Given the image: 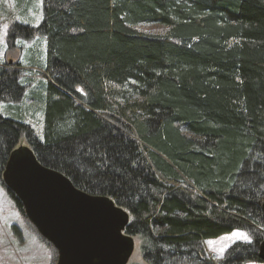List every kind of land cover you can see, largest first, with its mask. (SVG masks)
Listing matches in <instances>:
<instances>
[{
  "label": "trees",
  "instance_id": "1",
  "mask_svg": "<svg viewBox=\"0 0 264 264\" xmlns=\"http://www.w3.org/2000/svg\"><path fill=\"white\" fill-rule=\"evenodd\" d=\"M41 10L39 25L8 35L10 46L43 40L24 57L38 68L26 78L40 76L31 96L22 64L0 66V180L17 208L3 174L25 138L43 166L129 214L124 233L145 264H209L202 243L235 230L250 240L220 264L264 263V0H42ZM26 98L41 108L37 130Z\"/></svg>",
  "mask_w": 264,
  "mask_h": 264
},
{
  "label": "water",
  "instance_id": "2",
  "mask_svg": "<svg viewBox=\"0 0 264 264\" xmlns=\"http://www.w3.org/2000/svg\"><path fill=\"white\" fill-rule=\"evenodd\" d=\"M3 179L58 251L57 264H128L135 247L124 233L129 214L114 201L76 188L63 173L43 166L27 146L14 151ZM259 257L264 262V242Z\"/></svg>",
  "mask_w": 264,
  "mask_h": 264
},
{
  "label": "rangeland",
  "instance_id": "3",
  "mask_svg": "<svg viewBox=\"0 0 264 264\" xmlns=\"http://www.w3.org/2000/svg\"><path fill=\"white\" fill-rule=\"evenodd\" d=\"M41 7L42 0H0V65L22 64L13 67L21 70L23 78L29 75L28 72L34 73L38 70V68L23 65L25 54H28L32 48H36L37 51L43 50L44 43L39 35H35L28 41L17 38L10 46L8 44L9 30L15 23L39 25L42 19ZM139 28L156 32L160 30L161 26L143 24ZM37 75L39 74L37 73ZM39 80L40 76L24 79L28 97L31 96L30 91L38 85ZM19 105L23 109H28L25 113L27 119L36 130L39 129L42 117L39 104L35 100L26 98ZM20 144L28 146L25 138L20 140ZM13 226L20 230V235L14 231ZM244 235H247L248 239H244ZM134 239L135 247L128 264H145L140 251V242L138 238ZM249 240V235L241 230L205 240L202 245L207 263L220 264L231 245L237 241ZM57 261L58 251L56 248L38 232L25 213L17 208L0 180V264H57ZM246 264L264 263L250 262Z\"/></svg>",
  "mask_w": 264,
  "mask_h": 264
},
{
  "label": "snow or ice",
  "instance_id": "4",
  "mask_svg": "<svg viewBox=\"0 0 264 264\" xmlns=\"http://www.w3.org/2000/svg\"><path fill=\"white\" fill-rule=\"evenodd\" d=\"M243 238H244V239H248L247 235H244ZM221 251H223V249H221Z\"/></svg>",
  "mask_w": 264,
  "mask_h": 264
},
{
  "label": "bare ground",
  "instance_id": "5",
  "mask_svg": "<svg viewBox=\"0 0 264 264\" xmlns=\"http://www.w3.org/2000/svg\"><path fill=\"white\" fill-rule=\"evenodd\" d=\"M1 66V65H0Z\"/></svg>",
  "mask_w": 264,
  "mask_h": 264
}]
</instances>
